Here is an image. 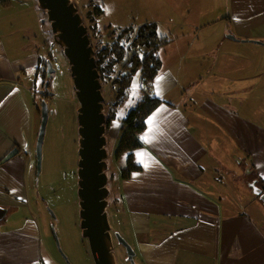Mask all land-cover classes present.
<instances>
[{
  "label": "crops",
  "instance_id": "obj_1",
  "mask_svg": "<svg viewBox=\"0 0 264 264\" xmlns=\"http://www.w3.org/2000/svg\"><path fill=\"white\" fill-rule=\"evenodd\" d=\"M165 1L157 5L168 8L173 33L162 37L151 89L163 103L147 118L144 148L133 153L139 169L124 177L125 153L115 156L118 179L108 173L112 208L119 199L113 231L131 239L140 264H264V205L251 188L264 184V0ZM23 2L2 1L0 11L13 17L1 14L0 23L34 14L37 1L15 13ZM4 37L0 32V264H68L33 208L41 109L29 70L41 67L39 48L26 37ZM121 121L107 135L120 140Z\"/></svg>",
  "mask_w": 264,
  "mask_h": 264
},
{
  "label": "rangeland",
  "instance_id": "obj_2",
  "mask_svg": "<svg viewBox=\"0 0 264 264\" xmlns=\"http://www.w3.org/2000/svg\"><path fill=\"white\" fill-rule=\"evenodd\" d=\"M2 1L10 0H0V3H2ZM12 1H24L19 4L20 8L16 5L15 13H17V11H22L20 9L31 8L34 1L37 0ZM30 1H33V3ZM72 1L77 5L84 22H86L85 24L89 25L90 16L94 17L96 14L98 15L96 17L97 28L95 29L96 38L94 44H97L102 39L105 43L113 42L114 39L118 38L119 34L124 30H128L127 28L133 30V33H131L133 40L138 36L140 29L148 23H155L157 25V22H164L163 25L158 28V30H160L158 32L160 38L169 35V33H173V30L168 28V20L172 18V16L167 13L168 8L166 5H157L160 1H164V4H166L167 1L165 0ZM203 1H212V6H214L216 0ZM10 9L13 10L12 8ZM99 9L100 13H103V15H99ZM101 10L103 12H101ZM32 11L34 14L27 13V17H25L26 21L15 22L7 18V16L13 17L11 13L0 11L1 17L2 15H7L5 17L7 19L6 22L0 23V32L6 35L3 39L6 42H9L10 39L18 40V38L26 37L28 43L31 41V46L35 44L37 48H39L37 52L39 60L44 58V53L52 56L54 68L56 69L52 78H48L51 85L50 89H52L51 93H54V96H49L47 102L50 110V117L43 145L42 172L39 177L40 179L38 178V182H36V196L39 197V203L35 202L33 208L37 211L39 216L41 215L46 218L50 230L53 225L58 235L60 246H58L52 230V236L50 234V238H52L53 249L56 250L62 260L66 261L68 264L69 262L71 263V261L74 263L81 261V264H85L86 261H89L90 264H95L90 253L88 242L83 237L80 228L77 176L80 148L78 123V110L80 105L77 99L71 66L63 54V49L58 45L52 44L54 42V35L46 12L40 9L36 2ZM215 18L219 17L214 16L213 19ZM30 20L34 27L28 30L27 21ZM92 25L93 28H95V25ZM111 34L112 36H110ZM20 48L21 46H19V50ZM161 51L162 49L160 48L158 55ZM39 66L40 63L38 64V67ZM37 69H31L32 72L31 70H29V72L34 74V83L32 87H35L34 95L38 98V105L41 106L40 99L42 96L40 92L43 90L42 83L44 80ZM30 78L32 79V77ZM140 79L141 76L139 75L135 77L132 83L131 94L128 95L123 104L117 106L116 121L123 120L129 112L128 110L134 108L141 100L144 92L141 91L143 82ZM102 85V91L106 100L105 104L114 101L115 88L112 87L111 83L106 85L104 81ZM106 110H108L107 106ZM111 134L107 135L108 163L110 166L109 175L111 179L113 177L112 175H115L117 180L119 176V166L115 160V156L119 149L120 140H118V135L115 136ZM34 155L36 159V149H34ZM118 192L119 191L116 190L114 194L116 195ZM116 211L115 208H112L109 213L110 221L114 225H116L117 222L119 223V214L115 213ZM128 242L132 245L131 239L128 238ZM114 245L118 264H131L128 259L126 248L118 243L117 240L114 242ZM87 252L89 254H86ZM137 264H140L139 261Z\"/></svg>",
  "mask_w": 264,
  "mask_h": 264
},
{
  "label": "water",
  "instance_id": "obj_3",
  "mask_svg": "<svg viewBox=\"0 0 264 264\" xmlns=\"http://www.w3.org/2000/svg\"><path fill=\"white\" fill-rule=\"evenodd\" d=\"M37 4L46 12L51 23L54 35L52 44L63 49V54L70 63L80 105L77 176L82 235L88 242L95 264H118L114 251V238L126 248L130 263L137 264L136 251L119 232L113 231L109 219V210L112 206L107 150L109 121L103 86L97 69L96 53L88 35V28L72 0H37ZM44 59L47 62L44 70L47 72V78H51L56 69L53 67V62L49 60V55ZM49 87L50 83L47 81L40 92L42 101L41 124L36 143L37 178L42 172L43 145L50 117L46 99L54 96V93L46 95L45 92H51ZM17 152L18 149L9 153L4 161L12 158ZM251 188L264 204L263 190L257 186L256 182L251 184ZM52 229L54 238L60 246L53 226Z\"/></svg>",
  "mask_w": 264,
  "mask_h": 264
},
{
  "label": "trees",
  "instance_id": "obj_4",
  "mask_svg": "<svg viewBox=\"0 0 264 264\" xmlns=\"http://www.w3.org/2000/svg\"><path fill=\"white\" fill-rule=\"evenodd\" d=\"M100 9L98 10L99 15H103V13H100ZM101 12L103 11L101 10ZM97 16V14L94 17L90 16L89 25H85H87L88 35L96 53L97 69L101 82L104 81L106 85L111 83L112 87L115 88L114 101L105 104L108 108L106 112L108 114L109 125L117 119V106L123 104L124 100L131 94L132 83L135 77L141 76L140 80L143 82L141 91L144 93L141 100L134 108L128 110L129 112L123 121H121L122 135L116 157L119 159L123 154H129L128 165L124 171V177H126L133 170L139 169L134 163L133 153L138 149L144 148L145 144L140 135L147 128V118L163 103V100L156 97L151 92V89L152 83L162 65L158 51L166 44V40L159 37L158 27L155 23H148L140 29L138 36L133 40L131 37L133 30L127 28L128 30H124L113 42L105 43L102 39L97 44H94ZM92 24L95 25V28H93ZM49 60L53 62L52 56H49ZM41 63L42 66H45L47 62L42 58ZM41 70L42 67L38 70L40 74H42ZM38 107L41 109L40 105ZM258 185L264 192V184L259 183ZM118 200L116 198V202L114 201L115 209V204ZM114 241H116L115 238Z\"/></svg>",
  "mask_w": 264,
  "mask_h": 264
},
{
  "label": "flooded vegetation",
  "instance_id": "obj_5",
  "mask_svg": "<svg viewBox=\"0 0 264 264\" xmlns=\"http://www.w3.org/2000/svg\"><path fill=\"white\" fill-rule=\"evenodd\" d=\"M41 67H42V77H43V83L45 84L47 81L49 82V80H48V78H47V72H46V70H44L45 69V67H46V65L45 66H42L41 65ZM50 83V82H49ZM50 87H51V85H50ZM50 87H49V89H50ZM50 91H52V89H50ZM46 93V95H50V93L51 92H45ZM47 100H48V98H47ZM107 114V113H106ZM108 115V114H107Z\"/></svg>",
  "mask_w": 264,
  "mask_h": 264
},
{
  "label": "clouds",
  "instance_id": "obj_6",
  "mask_svg": "<svg viewBox=\"0 0 264 264\" xmlns=\"http://www.w3.org/2000/svg\"><path fill=\"white\" fill-rule=\"evenodd\" d=\"M47 100V99H46ZM107 113V112H106Z\"/></svg>",
  "mask_w": 264,
  "mask_h": 264
}]
</instances>
